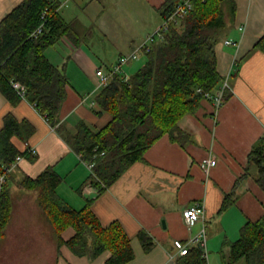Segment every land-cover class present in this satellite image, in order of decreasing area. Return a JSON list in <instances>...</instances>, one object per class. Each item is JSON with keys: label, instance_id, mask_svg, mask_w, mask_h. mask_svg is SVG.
<instances>
[{"label": "crops", "instance_id": "obj_1", "mask_svg": "<svg viewBox=\"0 0 264 264\" xmlns=\"http://www.w3.org/2000/svg\"><path fill=\"white\" fill-rule=\"evenodd\" d=\"M22 1L0 0V21ZM86 1L83 5L73 0L60 9L72 21L77 39L63 35L46 50L69 79L60 123L71 131L80 122L96 131L107 125L111 114L97 102L96 68H111L163 23L158 8L165 0ZM236 4L235 22L216 45L218 68L226 79L230 76L232 95L218 109L211 99H203L196 112L179 122L188 139L182 143L168 134L162 136L144 160L132 164L102 191L89 179L92 170L84 155L75 152L30 101L21 98L12 104L0 91V127L9 112L19 120L28 119L35 131L24 146L37 149L9 173L6 182L13 207L0 243V264H107L110 251L90 260L67 245L58 249L37 193L22 185L23 179L35 178L50 166L63 177L58 187L62 198L76 208L91 198V208L104 224L117 220L123 225L135 253L129 264H180L181 256H173L175 239L187 240L203 227L208 237L207 264L211 256H221L217 261L227 264L224 247L230 253V243L239 238L244 224L264 215V189L256 181L257 167L249 164L252 147L264 138V52L254 48L264 34V0H236ZM227 40L238 45L226 44ZM136 60L126 64L122 74L129 76L140 65ZM209 153L218 162L206 173L200 162ZM245 174L236 202L220 212L225 195ZM196 200L205 203L206 213L189 227L184 210ZM142 229L154 238L150 251L138 238ZM73 234L74 229L68 228L63 236L68 239Z\"/></svg>", "mask_w": 264, "mask_h": 264}, {"label": "trees", "instance_id": "obj_2", "mask_svg": "<svg viewBox=\"0 0 264 264\" xmlns=\"http://www.w3.org/2000/svg\"><path fill=\"white\" fill-rule=\"evenodd\" d=\"M179 0H165L158 8L164 19L175 9ZM192 10L179 22L169 24L164 38L144 51L145 60L129 73L115 74L97 95V102L111 114V120L99 130L80 122L71 131L61 122V109L68 96L69 79L64 69L53 64L46 50L63 35L77 39L72 21H67L54 0H23L0 21V91L12 103L22 98L14 88L18 81L26 87V99L42 115L48 116L73 150L96 164L89 179L99 188L111 186L132 164L145 159L146 151L162 136L182 142L189 135L180 120L194 113L206 98L215 94L226 77L219 71L217 43L236 19V0H192ZM45 14V19L42 14ZM44 23L43 32L32 36ZM264 52V34L254 45ZM232 95L224 92L223 101ZM28 119L19 120L9 112L0 127V172L18 155L31 154L24 143L34 133ZM15 140L23 142V146ZM26 144V143H25ZM96 149V150H95ZM32 157V155H31ZM249 164L257 167L256 181L264 189V138L249 154ZM247 174V173H246ZM237 180L225 195L220 212L236 202ZM63 177L54 166L47 167L37 177H26L22 185L38 196V201L54 228L58 249L67 245L76 255L93 260L105 251L111 255L107 264H129L135 253L131 237L115 220L104 224L91 208L93 199L76 208L58 192ZM13 198L7 183L0 194V243L12 216ZM73 228L74 234L65 239L63 233ZM144 249L150 251L154 238L144 229L138 233ZM180 264H207L199 247H192L181 256ZM264 264V215L249 220L241 228L238 239L230 243L227 264Z\"/></svg>", "mask_w": 264, "mask_h": 264}, {"label": "built area", "instance_id": "obj_3", "mask_svg": "<svg viewBox=\"0 0 264 264\" xmlns=\"http://www.w3.org/2000/svg\"><path fill=\"white\" fill-rule=\"evenodd\" d=\"M60 3L58 10L64 8L65 6H68L73 0H54ZM193 8L192 0H179L176 3L175 9L172 12V14L167 18L163 20V23L161 26L156 29L154 32L148 34L145 39H143L140 43H138L133 51L123 56L119 59V61L114 64L111 68L106 69L105 66H99L96 68V77H97V88L101 90L103 87H105L111 78L118 73L124 72V66L128 64L132 60L139 59L141 54L144 53V51H149L150 47L153 43H155L159 39H163L166 30L168 29V26L172 22H179V20L183 17H185ZM43 18L45 19V14L43 13ZM44 23H42L32 34V36H38L43 32ZM226 44L229 45H238V41L234 40H227ZM127 77V76H126ZM14 88L18 91V93L21 95L22 98L26 99V87L21 84L18 81L13 82ZM231 89L227 79L223 82L219 90L215 93H206V98L211 99L216 109L220 108L223 104V97L224 92L226 89ZM35 106V105H34ZM44 118L46 121H48V116L45 115ZM49 122V121H48ZM28 152L31 155H35L37 153V149L35 147H29L27 148ZM96 150V149H95ZM105 152L101 153H95L94 158L91 160H84L85 164L89 167V169L92 170L96 164V156L98 155H104ZM25 158L24 155H18L10 165L6 166L4 168V171L0 172V194L4 188V185L6 184L8 180L9 173ZM218 159L217 157L209 153L205 158H203L200 162L201 167L206 173H209L210 170L217 165ZM206 213V207L205 203L201 200L194 201L191 206L186 208L184 210V219L189 227L194 226L199 220L204 219ZM174 245L176 248V252L173 256H185L189 253L190 248L192 245H196L202 250V256L206 259L208 263V237L206 228L203 227L199 233L196 235L190 237L187 240L183 239H175Z\"/></svg>", "mask_w": 264, "mask_h": 264}, {"label": "rangeland", "instance_id": "obj_4", "mask_svg": "<svg viewBox=\"0 0 264 264\" xmlns=\"http://www.w3.org/2000/svg\"><path fill=\"white\" fill-rule=\"evenodd\" d=\"M108 2H110L111 0H107ZM79 2L82 4V3H84L83 5H85L86 3H88L86 0H79ZM70 5V4H69ZM66 7V6H65ZM145 60V56H144V54L142 53L141 54V56H140V58L139 59H137L136 61L137 62H143ZM228 77V76H227ZM230 77V76H229ZM229 77H228V79H227V81L229 80ZM229 82V81H228ZM35 192V191H34ZM50 221V220H49ZM51 223V222H50ZM51 225H52V223H51ZM53 227V226H52ZM54 229V228H53ZM228 247V246H227ZM223 251L225 252V254H226V259H227V261L229 260V258H230V253H229V250L228 249H226L225 247H224V249H223ZM221 256L219 257V256H211L210 257V261H211V264H221V263H219V262H221ZM219 262H218V261Z\"/></svg>", "mask_w": 264, "mask_h": 264}]
</instances>
